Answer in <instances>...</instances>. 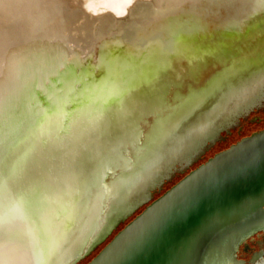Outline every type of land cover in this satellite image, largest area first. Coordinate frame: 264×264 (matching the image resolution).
Segmentation results:
<instances>
[{
  "label": "bare ground",
  "instance_id": "bare-ground-1",
  "mask_svg": "<svg viewBox=\"0 0 264 264\" xmlns=\"http://www.w3.org/2000/svg\"><path fill=\"white\" fill-rule=\"evenodd\" d=\"M80 1L67 4L62 15L39 28L32 22L29 39L31 31L23 35L27 40L18 38L0 52V84L14 81L19 90L14 102L0 103L6 142L0 165V264H74L148 202L151 189L177 162L189 164L220 130L264 103V82L259 80L264 75V32L258 36L255 26L242 24L245 16L264 9V0ZM46 2L55 6L53 0H35L34 10ZM128 11L130 24L122 18ZM119 20L121 37L108 40L109 33L116 36ZM2 33L0 42L14 35ZM100 36L98 62L86 63ZM254 39L258 43L251 45ZM140 47L146 49L142 59L147 65L159 67L162 83L174 82L178 72L170 66L184 58V73L200 85L192 107L181 108L174 118L154 120L145 132L142 114L155 106L148 104L151 92L131 89L124 76L128 57L135 59ZM210 66L216 69L205 76ZM98 67L111 70L113 80L94 96L90 92ZM22 89L27 95L22 96ZM28 117L31 125L20 126ZM176 130L186 131L178 148L205 130L216 132L193 142L186 156L175 159L144 190L139 204L109 221L123 181L138 176L156 151L163 154V144L173 145ZM96 205L97 225L81 252L70 256Z\"/></svg>",
  "mask_w": 264,
  "mask_h": 264
},
{
  "label": "water",
  "instance_id": "water-1",
  "mask_svg": "<svg viewBox=\"0 0 264 264\" xmlns=\"http://www.w3.org/2000/svg\"><path fill=\"white\" fill-rule=\"evenodd\" d=\"M17 1L0 0V32L17 35L12 46L30 31L31 37L32 22L39 28L79 0H53V8L46 2L35 12V0ZM259 77L264 82V75ZM13 83L0 84V103L17 99L19 90ZM27 93L22 89V96ZM21 125H31L30 117ZM155 158L140 166L143 182L114 203L109 221L127 205L131 206L126 211L142 201L140 196L168 162ZM260 229H264V128L217 152L147 203L86 264H240V245Z\"/></svg>",
  "mask_w": 264,
  "mask_h": 264
},
{
  "label": "rangeland",
  "instance_id": "rangeland-1",
  "mask_svg": "<svg viewBox=\"0 0 264 264\" xmlns=\"http://www.w3.org/2000/svg\"><path fill=\"white\" fill-rule=\"evenodd\" d=\"M35 11L36 10H34V12ZM257 13L259 15L256 13L255 15H253L251 13L248 15V17L245 16L243 18L244 20H242V24L244 28H249L251 25L255 26L257 29L255 34L260 36L261 33L264 32V29H263L264 28V24H263L264 23V9L263 8L258 9ZM132 16H133L132 13L128 11V13H124L122 15V18L126 21V23L130 24V22L132 21L131 19ZM118 22H119L118 23L119 26L117 28L116 27L113 28V31L114 30L117 31L116 36H114L112 33H109V35L106 36L105 38H107L108 40H111L112 38L119 39L121 37L120 35L123 33L122 24L120 20ZM213 27L214 26L211 24V28ZM25 28H27V26ZM9 38L11 39L9 40L10 41L9 46L5 45V42L8 43L6 41V38L4 42H0V46L2 47L0 52H4L7 47H10L11 44H13L12 40H14V38L12 39L11 36ZM102 40L103 38L100 36L95 41V45H94L95 48H93L94 52H92V57L91 58L89 57V59L86 60V63H89L90 61L92 63L98 62ZM252 41L253 43H251V45L258 43V42H254L256 41V39ZM112 45L113 44L110 43L111 48L113 47ZM242 48L243 49L246 48V44H243ZM145 52H146V49H144L143 47H140L139 54L136 56L135 59L128 57L131 64H130V67L126 69V73L124 74L127 80V84L128 86H130L131 89H135L136 87L140 86L141 88H144L145 90H148L149 92H151L150 98L148 99V104L149 105L155 104V106L153 108L154 111L152 110L153 112L151 111L149 113L142 114L143 116L142 129L144 132L148 131V129L153 124L154 120L166 119L169 116L174 118L177 116L181 108H183L184 110L187 107H192L193 103L198 99L199 94H200L199 83H197L196 80H194V78L191 77L190 74H188V72L184 73V70L186 71V65H185L184 58L174 60L173 64L170 66V69H172L174 65L176 68L174 72H178V75H176V79L174 80L173 83L166 82L164 84L162 83L158 75L159 70H160L159 67H155V66L152 67L149 64L147 65V62H145L142 59L143 56L145 55ZM219 66H221V64H219ZM215 69H216V66H210V68L206 70L207 73L205 76H208V74H210ZM93 70H96V72L99 70V74H96L95 76L96 87L94 89H92L91 87L90 93L94 96H97V95H100L103 90L109 88L110 83L113 80V73L109 69L100 68V67H98V70L97 68H94ZM89 78L90 80H93V77H89ZM190 79L194 82L193 84H191V82L189 81ZM263 127H264V103L263 105L257 107L254 111H252L249 115L247 116L243 115V117L241 116L240 119L238 118L235 124L221 130L220 133L218 132L217 136L214 138L212 143L209 142L207 147H202L201 149L202 152L199 151V153L196 154L197 156H195L196 158L194 157L195 160L190 166L186 168L185 166L179 167V165H176V166L174 165L175 167L173 166L174 167L173 171H171L170 175H168V177L164 179V182L162 183L160 181L151 189L152 198L146 203H149L150 201H152L153 199L161 195L163 192L169 189L172 185L178 182L189 171H191L193 168L197 167L201 163L205 162L207 159L215 155L217 152L230 146L232 143H235L236 141L240 140L242 137L247 136L251 134L252 132L257 131L259 128H263ZM189 131H187V133H189ZM215 132H216L215 130H205L201 133L202 135L200 134L197 138L196 136H191L192 138L191 137L190 138H191V141L196 143L198 140H201L205 134L212 135ZM175 133L178 134L177 135L178 138L176 139V141L173 142V145L171 144L172 146L169 143L163 144V146H161V149L163 150V154L160 155V150L156 151L152 155L153 157L151 156L150 160H148L147 162L143 164L144 166L145 164L149 163L155 157L159 159H161V156L164 157L165 159L162 160V162L163 163H165L166 161L168 162L164 165V167L160 168V171L157 175L159 176V178L164 175L163 172L165 171V168L171 166L172 163L175 161V159L182 158L184 155L186 156L188 154V151L192 147H194L193 142L191 143L187 142L184 145H182L180 148H178L179 144H181L180 140L183 139L186 131L176 130L174 131L173 135ZM139 140H140L139 141L140 144L143 145L144 137L141 136ZM170 170L172 169H169L168 171ZM141 171L142 170L139 171L140 175L138 174V176L132 177V178L129 177L128 179L123 181L121 188L119 187L120 190L118 188L116 195L114 196V203L116 202L117 204L120 203L121 199L119 197L122 194L124 197H126L128 194H130L133 191V189L140 182L141 183L143 182L144 179L138 182L139 179H142ZM143 195L144 193L140 196V199L144 197ZM124 197H123L122 204H124L125 200L127 199V198L125 199ZM128 206L129 205H127L126 207L123 206L125 208L121 210L117 215L127 210ZM143 208L144 207L141 205V207L137 209L135 212H133L128 218L123 219L103 242L99 243L89 253H87L80 259H78L75 264H86L122 227H124L131 219H133L139 212H141ZM98 209H99V205H98V208L96 205L90 216V220L87 223L86 229H84L81 236L77 238L75 242L76 245H73V248L70 251L71 253L69 252L70 256H74L78 254L79 252H81L83 243L86 241L90 230L97 225ZM102 219L103 218L101 217V220ZM262 250H264V229H260L256 231L251 236H249L244 242H242V244L240 245L238 249L237 257L239 260L242 261V264H256L257 261L255 262L253 260L254 256L257 252H260Z\"/></svg>",
  "mask_w": 264,
  "mask_h": 264
},
{
  "label": "flooded vegetation",
  "instance_id": "flooded-vegetation-1",
  "mask_svg": "<svg viewBox=\"0 0 264 264\" xmlns=\"http://www.w3.org/2000/svg\"><path fill=\"white\" fill-rule=\"evenodd\" d=\"M258 107H259V106H258ZM256 108H257V106L254 107L251 111H249V112H248L246 115H244V116L249 115V114H250L252 111H254ZM242 117H243V116H242ZM239 119H240V117H239ZM236 122H237V121H235L233 124H235ZM233 124H232V125H233ZM226 128H227V127H226ZM224 129H225V128H224ZM222 130H223V129H222ZM220 131H221V130H220ZM220 131H219V133H220ZM212 141H213V140L208 141V142L206 143V145L203 146V147H207L208 144H209V142L212 143ZM194 157H195V156H193L192 158H194ZM194 160H195V159H193V160L191 159V161H190L189 164H186L185 162H181V163H180V162H177L176 165H179V167H183V166H185V167L187 168L188 166H190V165L193 163ZM176 165H175V166H176ZM175 166H174V167H175ZM174 167H172V170L168 171V172L162 177V179H161V182H162V183L164 182V179H165L166 177H168V175H170V172L173 171V168H174ZM162 183H160V184H162ZM160 184H159V185H160ZM157 186H158V185H157ZM146 204H147V203L143 204L142 206L145 207ZM140 207H141V206H140ZM140 207H138L137 209H139ZM137 209H136V210H137ZM136 210H135V211H136ZM135 211H134V212H135ZM131 214H132V213H131ZM131 214H130V215H131ZM130 215H129V216H130ZM129 216H128V217H129ZM128 217H127V218H128ZM125 219H126V218H125ZM110 234H111V233H110ZM110 234H109V235H110ZM107 237H108V236H107ZM246 245H247V244H246ZM247 246H248V245H247ZM100 250H101V249H100ZM100 250H99V251H100ZM99 251H98V252H99ZM98 252H97V253H98ZM97 253H96V254H97ZM96 254H95V255H96ZM95 255H94V256H95ZM94 256H93V257H94ZM93 257H92V258H93ZM253 260H254L255 262L257 261L256 264H264V250H262V251H260V252H257V253L255 254ZM240 264H242V261H241V260H240Z\"/></svg>",
  "mask_w": 264,
  "mask_h": 264
},
{
  "label": "snow or ice",
  "instance_id": "snow-or-ice-1",
  "mask_svg": "<svg viewBox=\"0 0 264 264\" xmlns=\"http://www.w3.org/2000/svg\"><path fill=\"white\" fill-rule=\"evenodd\" d=\"M4 134H5V127L3 121V112L2 109H0V165L3 164V154L6 148Z\"/></svg>",
  "mask_w": 264,
  "mask_h": 264
},
{
  "label": "trees",
  "instance_id": "trees-1",
  "mask_svg": "<svg viewBox=\"0 0 264 264\" xmlns=\"http://www.w3.org/2000/svg\"><path fill=\"white\" fill-rule=\"evenodd\" d=\"M264 128V127H263ZM260 129H262V128H259L258 130H260Z\"/></svg>",
  "mask_w": 264,
  "mask_h": 264
}]
</instances>
